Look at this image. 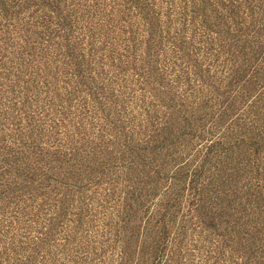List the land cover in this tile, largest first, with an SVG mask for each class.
Returning a JSON list of instances; mask_svg holds the SVG:
<instances>
[{
  "label": "rangeland",
  "instance_id": "obj_1",
  "mask_svg": "<svg viewBox=\"0 0 264 264\" xmlns=\"http://www.w3.org/2000/svg\"><path fill=\"white\" fill-rule=\"evenodd\" d=\"M20 1L0 264H264V0Z\"/></svg>",
  "mask_w": 264,
  "mask_h": 264
},
{
  "label": "trees",
  "instance_id": "obj_2",
  "mask_svg": "<svg viewBox=\"0 0 264 264\" xmlns=\"http://www.w3.org/2000/svg\"><path fill=\"white\" fill-rule=\"evenodd\" d=\"M20 2H23V0H21ZM9 6V8H10V10L9 11H7V5H5V3L3 4V3H1L0 2V8H5V9H0V14H2V18L3 19H7L8 17H14L16 14H15V11H16V9H18V8H16V6L18 7V5H16L15 3H11L10 5H8ZM14 6V7H13ZM15 18V17H14ZM8 20V19H7ZM125 227H127L126 225H125ZM124 227V228H125ZM144 263H146V261L144 260L143 261V264Z\"/></svg>",
  "mask_w": 264,
  "mask_h": 264
}]
</instances>
